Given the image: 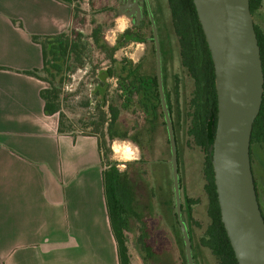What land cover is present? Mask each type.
<instances>
[{
    "label": "crops",
    "instance_id": "obj_1",
    "mask_svg": "<svg viewBox=\"0 0 264 264\" xmlns=\"http://www.w3.org/2000/svg\"><path fill=\"white\" fill-rule=\"evenodd\" d=\"M72 24L63 0H0V264H120L98 137L59 133L21 72L43 65L33 34Z\"/></svg>",
    "mask_w": 264,
    "mask_h": 264
},
{
    "label": "trees",
    "instance_id": "obj_2",
    "mask_svg": "<svg viewBox=\"0 0 264 264\" xmlns=\"http://www.w3.org/2000/svg\"><path fill=\"white\" fill-rule=\"evenodd\" d=\"M63 1L71 6L74 23L75 19L82 12V0ZM90 3L93 4V1L90 0ZM262 3L263 0H250V9L253 16L261 8ZM168 5L171 12V30L178 38L182 65L193 80L194 85L186 113L187 117H184L189 119L187 134L193 143L201 147L205 152L203 173L205 177V190L208 196L207 213L210 222L204 235L199 238V245L210 249L211 253L218 260L217 264H239L221 218L212 163V144L215 139L218 120V97L211 52L199 21L194 1L168 0ZM106 9L107 7L102 8V10ZM92 23L93 27L88 36L75 30L74 24H72L69 30L56 35L33 34L31 36L32 40L39 43L42 47L43 65L39 68H32L21 72L47 83V86L41 90L44 110L46 114L58 113L59 133H68L74 137L78 135L75 133L72 122L62 109L60 85L68 80V75L77 67L85 65V61L94 46L104 53L106 59L110 62L109 66L97 76L96 84L93 88V99L97 101V106L101 109L107 108V110L101 111L102 115L98 121L99 126L107 124V133L109 137L114 138L117 134L116 122L119 119L120 107L121 105H128L130 93L134 92L137 96L138 106L146 114V120L154 122L160 116L163 118L162 123L166 126L160 101L156 71L154 74H148L140 70L139 64L133 65L131 63L129 66L122 65L121 68L116 67V64L119 62L115 56L116 51L130 41L146 42V37L144 36L146 30H131L128 28L117 37L116 43L111 45L104 37V25L94 19H92ZM255 29L264 71V31L256 23ZM161 48L163 52V46ZM163 70L165 91L173 116L170 94L166 89L164 63ZM114 76H116L120 87L125 91L120 95L121 98L123 97V102L120 104L116 103L114 99H108L110 87L108 79ZM175 87L178 90V85ZM126 100L127 102L125 103ZM173 120L178 145L177 126L174 117ZM95 123L97 122L93 121L87 125ZM85 134L97 136L94 133ZM103 137H105V133H103ZM125 137H127V132H123L122 134V138ZM98 140L105 164V169L103 170L105 196L112 230L117 242L119 263L132 264L127 242V232L131 230L132 223L136 221L141 224L139 226L140 234L138 241L141 244V249L146 252L144 258L146 259L147 257L150 258L156 255L160 257L161 255L164 258H168V262L172 264V246L168 237L159 232L155 225L143 219L142 214H140L136 190L132 184L133 177H130L129 174L127 175V172L119 170L118 163L110 159L109 150L105 148L101 142V138L98 137ZM132 140L137 145L142 146L138 138H132ZM255 140H264V92L260 112L253 124L251 143ZM167 142L169 144L168 137ZM179 163H181L180 160ZM148 189L152 196L153 190L149 184ZM194 203L195 200L190 198H186V204L182 203L184 219L186 209L191 208ZM147 205L150 207V204ZM174 216L180 232L179 243L182 246V264H187L176 209L174 210ZM186 222L191 235L195 263L199 264L194 252L190 223L188 220Z\"/></svg>",
    "mask_w": 264,
    "mask_h": 264
},
{
    "label": "rangeland",
    "instance_id": "obj_3",
    "mask_svg": "<svg viewBox=\"0 0 264 264\" xmlns=\"http://www.w3.org/2000/svg\"><path fill=\"white\" fill-rule=\"evenodd\" d=\"M92 1L93 4L90 3V0L81 1L82 12L73 23L75 30L88 36L93 27L92 19H94L104 25V37L109 44L114 45L117 37L124 30L131 28V20L128 16L117 12L116 0ZM153 5L157 13L163 42L162 55L166 89L170 94L173 117L177 126L178 149L181 159L180 173L183 186L181 189L182 203L186 204V198L195 200L192 207L186 209L184 216L190 223L194 252L199 264H217L218 260L210 249L199 245V238L204 235L210 218L207 213L208 196L203 175L205 152L190 139L187 134L189 119L184 118L187 117L186 113L192 96L193 80L182 65L178 38L171 30V12L168 0H153ZM103 7H107V9L102 10ZM121 17L125 19L121 20ZM254 22L264 31V0L261 8L254 15ZM150 35L151 32L146 30L144 36L147 38ZM115 56L119 60L116 64L118 68H121L122 65L129 66L131 63L133 65L139 64L140 70L148 74H154L156 71L153 42L131 41L119 48ZM109 64L105 54L94 46L85 61V65L77 67L68 75V80L60 85L62 109L72 122L76 134L94 133L101 138V142L109 150L110 159L116 161L121 170L126 168L128 162L143 160L138 166L144 172L143 176L153 190L151 211L147 222L155 225L159 232L168 237L172 246V264H182V246L179 243L180 232L174 216L175 198L166 126L162 123L163 118L160 116L154 122L146 120V114L138 106L136 96L134 98L136 105L133 104L132 109H121L119 119L116 122L117 134L114 138L109 137L108 125L99 126L98 124L102 115L101 111L107 110V108H99L97 101L93 99V88L97 76ZM108 82L110 84L108 99H114L116 103L120 104L123 98L120 97V91H118L116 76L109 78ZM176 85H178V90H176ZM87 101L89 102L86 103ZM93 121L97 123L87 125ZM123 132H127V137L122 138ZM103 133H105V137H103ZM132 138H138L142 146L137 145ZM126 143L138 147L139 159H123V152L117 153L115 151L118 146L123 149ZM262 151L264 155V145ZM257 177L260 189L263 190L262 199L264 201V171H258ZM161 199L166 200V202L163 203ZM139 226V222L135 221L131 225V230L127 232V242L132 253V264H155L152 259L144 258L146 252L141 249V244L138 241Z\"/></svg>",
    "mask_w": 264,
    "mask_h": 264
},
{
    "label": "water",
    "instance_id": "obj_4",
    "mask_svg": "<svg viewBox=\"0 0 264 264\" xmlns=\"http://www.w3.org/2000/svg\"><path fill=\"white\" fill-rule=\"evenodd\" d=\"M211 52L218 97L212 163L221 218L239 264H264V216L251 163V135L263 100L264 71L250 0H193ZM156 76L170 146L175 209L187 264H196L183 218L179 154L152 17Z\"/></svg>",
    "mask_w": 264,
    "mask_h": 264
},
{
    "label": "flooded vegetation",
    "instance_id": "obj_5",
    "mask_svg": "<svg viewBox=\"0 0 264 264\" xmlns=\"http://www.w3.org/2000/svg\"><path fill=\"white\" fill-rule=\"evenodd\" d=\"M116 2H117V6H116L117 12L121 15H126L130 18L131 20L130 29L131 30H135V29L149 30L151 32V35L146 38V42L150 41V42H153L154 44L152 22H151V19L153 17L158 27L159 39H160V43L162 46L163 42H162V37H161V31L159 30L160 28L158 25L157 13L153 5V0H116ZM163 75H164V70H163ZM118 91H120V95L123 92H125L120 87L119 82H118ZM135 97H136L135 92L130 93V100L128 102V105L126 106L121 105L120 108L128 109V110L132 109V105L133 104L136 105V103L134 102ZM121 102H123V100ZM126 102L127 100L125 101V103ZM263 145H264V140L253 141V143H251V146H250V154H251L252 170L254 174L258 201L260 204L262 214L264 216V201L262 199L263 190L261 191L260 189V185H259L258 177H257L258 171L260 170L262 172L264 171V155L262 151ZM179 160L181 161V159ZM142 161L143 160L140 159V160L128 162L124 170H121L119 167L118 168L120 171L127 172V175L129 174L130 177H133L132 184L134 185L135 190H136V194L138 198L137 203L139 206L140 214H142L143 219L147 220L149 212L151 211V198L152 197H151V194L149 193L147 180L143 176L144 172L138 166L139 164L142 163ZM179 164H180V169H181V163ZM161 201L163 203L166 202V200H163V199H161ZM147 204H150V207ZM149 259H152L155 264H171L170 262H168L169 261L168 258H164L161 255L160 257L156 255L154 257H150Z\"/></svg>",
    "mask_w": 264,
    "mask_h": 264
},
{
    "label": "clouds",
    "instance_id": "obj_6",
    "mask_svg": "<svg viewBox=\"0 0 264 264\" xmlns=\"http://www.w3.org/2000/svg\"><path fill=\"white\" fill-rule=\"evenodd\" d=\"M125 18L121 17V20H124ZM115 151L117 153L123 152V159H139V149L138 147H133L131 143H126L123 149H121L119 146L116 147Z\"/></svg>",
    "mask_w": 264,
    "mask_h": 264
}]
</instances>
